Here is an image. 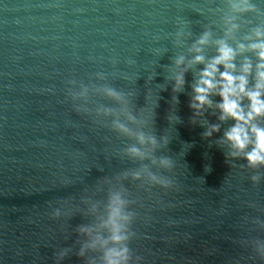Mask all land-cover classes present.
I'll return each mask as SVG.
<instances>
[{"label": "water", "instance_id": "obj_1", "mask_svg": "<svg viewBox=\"0 0 264 264\" xmlns=\"http://www.w3.org/2000/svg\"><path fill=\"white\" fill-rule=\"evenodd\" d=\"M251 3L255 11L236 13L229 0H0V264H100L99 250L78 255L88 242L78 228L98 223L109 190L121 186L135 201L130 248L142 264H264L256 251L264 245V169L230 156L223 134L233 121L220 123L219 97L200 114L189 107L205 66L191 65L193 45L209 33L207 63L219 41L234 49L256 42L264 0ZM226 17L237 25L230 34ZM246 60L251 87L259 61L238 53L237 75ZM181 73L184 87L174 91ZM81 84L87 95L73 99L69 89ZM125 107L142 122L128 126L155 135L156 155L175 162L164 174L178 190L117 179L137 167L123 154L135 141L114 133L104 110ZM212 125L220 132L205 138Z\"/></svg>", "mask_w": 264, "mask_h": 264}, {"label": "clouds", "instance_id": "obj_2", "mask_svg": "<svg viewBox=\"0 0 264 264\" xmlns=\"http://www.w3.org/2000/svg\"><path fill=\"white\" fill-rule=\"evenodd\" d=\"M230 8L236 13H248L255 11L251 0H229ZM226 23L230 25L229 34L237 28L232 23V17H226ZM256 42L245 45H238L237 49L230 47L225 41L217 43L216 55L207 63L202 55L203 47L209 42V33H204L193 45L192 51L196 53L191 65L204 64V68L199 72V78L193 87V97L189 107L194 114H200L205 108H212V96L219 97L216 110L220 113L218 119L221 124L233 121L223 134V141L230 147V156L233 159H243L246 167L256 171L264 169V126L257 121L264 119V30L257 28L254 33ZM246 51L254 52L257 55L258 63L255 69L254 83L249 86V77L252 76V64L245 61L239 72L236 74L235 60L238 53ZM177 66L184 64V57L176 60ZM190 65V66H191ZM221 67L224 69L220 71ZM74 85L75 81H69ZM184 74L181 73L175 79L174 91H179L184 87ZM87 86L81 84L79 92L69 89V95L73 99L85 97ZM106 94L121 102L123 97L112 88L105 89ZM247 101V106H245ZM104 114L112 116L111 130L127 140H134L124 149V156L137 167L129 168L121 172L117 179H131L139 182L140 186H146L149 190L160 188L165 192L176 188V182L164 173L171 172L175 167V162L170 156H157L156 152L161 147L155 135H146L143 131H134L129 124L138 122L136 117L122 108L119 112L114 109H105ZM124 117V120L121 119ZM127 121L125 123L124 121ZM220 132V125H212L203 133L205 138H210L214 133ZM163 146L167 147L169 140L167 137L161 138ZM261 177L252 175L251 181L259 183ZM105 183H111L105 178ZM65 184L68 181L64 182ZM127 189L121 186L119 189H110L103 213L97 217L98 223L91 226H80L78 232L88 237L79 251V256L83 257L88 250H99L101 255L100 264H142L143 257L134 255L130 248L131 241L135 238L132 225L136 219V213L130 210V205L135 203L127 198ZM91 213L98 211L97 204H92ZM61 215L60 209H54L52 217L58 218ZM257 254L264 259V245L258 246ZM66 252L60 253L58 259L63 260ZM95 264V262H91Z\"/></svg>", "mask_w": 264, "mask_h": 264}]
</instances>
